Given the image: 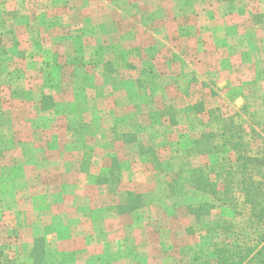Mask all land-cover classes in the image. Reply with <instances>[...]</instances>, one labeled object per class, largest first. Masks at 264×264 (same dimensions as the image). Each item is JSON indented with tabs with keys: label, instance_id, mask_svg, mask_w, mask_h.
Listing matches in <instances>:
<instances>
[{
	"label": "rangeland",
	"instance_id": "obj_1",
	"mask_svg": "<svg viewBox=\"0 0 264 264\" xmlns=\"http://www.w3.org/2000/svg\"><path fill=\"white\" fill-rule=\"evenodd\" d=\"M244 155L264 179V0H0L1 264H200L224 221L254 243Z\"/></svg>",
	"mask_w": 264,
	"mask_h": 264
},
{
	"label": "trees",
	"instance_id": "obj_2",
	"mask_svg": "<svg viewBox=\"0 0 264 264\" xmlns=\"http://www.w3.org/2000/svg\"><path fill=\"white\" fill-rule=\"evenodd\" d=\"M125 136L128 138L135 137V135ZM227 136H229L230 139L233 138L234 132L231 127L225 126L222 139H226ZM210 137H212V135L201 137L202 142L198 145V148H200V155H210L212 153V151L208 149L211 143ZM238 161L241 162V169L244 171L242 180L238 183V191L241 193L242 200H244V206L248 208L251 213L249 221L247 222L251 227L262 229L261 233L254 239V243H241L234 237L236 226L233 223H229L228 221L217 223L225 243L216 245L213 257L200 264H264V179L261 181L256 180L253 174L248 176L246 172L249 170V167L253 166V163L262 160L244 155V157L239 156ZM192 174V187L196 191L209 194L213 197H215L214 195L227 196V189L230 188L228 185L224 187L225 190L218 191L219 194L217 192L220 179L214 180L212 175L206 173L201 168L194 169ZM106 180L108 181V179H104V181ZM142 199L143 195L129 193L127 203L118 207L120 213H128L139 209L143 205L141 204ZM236 200H238V198ZM230 204H234L233 200H231ZM214 208L215 206L210 203L201 202L194 208V214L197 218H200L202 213L208 214L210 211L214 210Z\"/></svg>",
	"mask_w": 264,
	"mask_h": 264
}]
</instances>
